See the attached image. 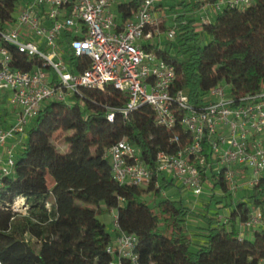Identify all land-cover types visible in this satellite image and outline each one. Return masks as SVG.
I'll return each instance as SVG.
<instances>
[{"label": "trees", "instance_id": "obj_1", "mask_svg": "<svg viewBox=\"0 0 264 264\" xmlns=\"http://www.w3.org/2000/svg\"><path fill=\"white\" fill-rule=\"evenodd\" d=\"M17 3L0 0L1 24L14 20ZM141 6V0L118 6L122 21L131 19ZM202 7L200 0H171L168 6L171 15L178 14L179 35L156 53L175 67L174 90L187 92L195 108L202 107L208 93L220 84L230 86L235 98L260 93L264 0H255L246 10L225 9L196 32L194 16ZM10 51L15 69L30 72L43 67L38 59L12 47ZM66 60L75 75L90 65L89 59L69 52ZM127 102V96L113 88L81 89L70 103L52 101L42 106L26 129L13 175L0 179V263L110 264L113 258L107 250L112 237L99 216L115 211L118 231L137 237L142 264H259L264 257V228L250 239L241 237L238 225L254 210H260L264 224V178L243 202L225 206L230 209L225 221L211 214V203L202 215L182 199L166 196L164 189L175 184L159 182L155 174L144 186L121 185L114 179L107 152L120 141L135 146L142 162L154 171L160 151H176L170 143L173 134L186 138L180 126L175 131L158 126L149 106L125 120L118 111ZM113 110L111 123L107 117ZM57 134L65 135V153L54 144ZM209 177L213 190L220 187L223 196L229 195L222 175L213 169ZM19 199L26 202L25 214L16 211ZM193 218L204 224L197 241L187 228Z\"/></svg>", "mask_w": 264, "mask_h": 264}, {"label": "built area", "instance_id": "obj_2", "mask_svg": "<svg viewBox=\"0 0 264 264\" xmlns=\"http://www.w3.org/2000/svg\"><path fill=\"white\" fill-rule=\"evenodd\" d=\"M254 1L200 0L203 7L196 15L200 24H206L211 12L246 10ZM116 2L18 0L14 20L0 23V93L6 95L15 114L13 125L0 129V179L14 173L16 145L10 146L11 141L25 137L45 103H70L81 89L104 92L113 88L128 98L125 108L118 111L125 120L149 106L158 126L170 131L180 126L186 136L183 141L173 134L170 143L176 151H160L154 171L127 140L112 146L107 158L112 160L113 177L119 184L144 186L155 174L159 182H173L182 192L199 198L207 186L204 175L210 178L214 169L227 182L229 195L240 189L252 191L264 178V85L260 93L235 98L230 86L220 84L208 93L202 107L195 108L187 92L174 90L175 67L156 53L166 42L177 40L178 15L170 16L173 24L168 28L163 0H141V8L131 19L118 22L113 12ZM163 26L168 29L163 31ZM10 47L42 61L43 67L30 72L15 69ZM67 52L89 59V68L75 75ZM107 119L114 122V110ZM112 214L117 237L107 250L113 258L110 264H142L137 237L120 233L117 214ZM240 226L241 237H247L246 231L263 229L260 210H254ZM259 264H264V257Z\"/></svg>", "mask_w": 264, "mask_h": 264}, {"label": "rangeland", "instance_id": "obj_3", "mask_svg": "<svg viewBox=\"0 0 264 264\" xmlns=\"http://www.w3.org/2000/svg\"><path fill=\"white\" fill-rule=\"evenodd\" d=\"M170 4H171L170 1L165 0L166 6H170ZM216 15H217L216 13L213 14V18H215ZM194 17L198 20V22L195 24L196 32H200V30H201V28L199 27L200 17H198L197 15H195ZM172 24H173V19L168 21L167 27L170 28L172 26ZM162 30L164 31V29H162ZM12 114H13V108L10 106L8 100L6 99V95H4V93H0V117H1V119L2 120L7 119L8 117L10 118V116L12 118ZM64 139H65L64 134H57L54 138V144L57 146L58 150L60 152H63V153L68 151V146L64 142L65 141ZM18 145H20V142L18 143ZM16 149L17 150L15 152L17 153L19 149L18 148H16ZM19 151L22 152L23 149H20ZM109 163H112V160H109ZM211 181H212V178H207L205 180V183L207 184V186L204 188L203 195L199 198L194 197L190 192L180 193L177 185H175L171 188H168V189H164V192H165L166 196H170L171 198H175L178 200L182 199L185 205H187L188 207H190L194 211L197 209L195 212L198 214H202V215L204 214V211L206 210V205L208 204V202L212 201V198L214 197V201L212 203L210 212L212 215L220 214V220L224 221L227 219L228 214H229L228 208H226L225 206H229L230 204L232 205V204H238L240 202H243L246 198V195H242L243 193H242V190L240 189L239 191H237V193L234 196H231V195L223 196L221 194L220 187H218L216 189V191H215L216 195H214L212 193ZM150 205L153 206L152 204H150ZM82 206L84 208H88V209H95V207L91 206V205L82 204ZM218 206H221L220 210L218 209ZM25 208H27L26 202L24 203V207L22 209H16V210H20V211H22L23 214H25L27 212V211H25ZM99 220L106 226L107 232L111 235L112 240L114 241L115 238L117 237V233H116V228L114 225V218H113L112 211L110 212V214L107 213V214L100 215ZM193 223H195V224H193ZM196 223H198V225L194 227V225H196ZM200 225H201V227L204 226L202 221L198 218L189 219L187 221V226H188L187 228H188V230H191V232L192 231H200V229L198 227ZM195 238L196 237L193 236V239H195Z\"/></svg>", "mask_w": 264, "mask_h": 264}, {"label": "crops", "instance_id": "obj_4", "mask_svg": "<svg viewBox=\"0 0 264 264\" xmlns=\"http://www.w3.org/2000/svg\"><path fill=\"white\" fill-rule=\"evenodd\" d=\"M130 1H132V0H117V2H116V4L113 6V12L115 13V15L117 16V19H118V22L120 21H122V18H121V16L119 15V13H118V6H120L121 4H126V3H129ZM167 1H170L171 2V0H167ZM162 5L166 8V11H167V14L169 15V18H168V21H170L171 20V18H170V16H171V14L168 12V6H166L165 5V0H163V3H162ZM213 14L214 13H209V19L210 20H212V19H214L213 18ZM199 17V16H198ZM168 21H167V23H168ZM167 25V24H166ZM5 95V94H4ZM7 99V98H6ZM14 119H15V114H14V110H13V114H12V118H11V116H10V118L8 117L7 119H4V120H0V129H3V130H7V129H9L12 125H13V123H14ZM18 142H20V145H18ZM24 143H25V137L24 138H20V139H18V140H13V141H11V145L10 146H15L16 145V148H18L19 150L20 149H23V146H24ZM17 150V149H16ZM216 189L215 190H213L212 189V193L214 194V195H216ZM242 195H246L247 196V194H248V191H246V190H243L242 191ZM232 196V195H231ZM234 196V195H233ZM239 196V195H238ZM211 203V204H210ZM212 203H213V201L211 202H208V204H210V206H212ZM207 204V205H208ZM201 207V206H200ZM220 207L221 206H218V209L220 210ZM202 209V208H201ZM197 210V209H196ZM195 210V211H196ZM203 210V209H202ZM228 213L230 214V209H228ZM110 214V213H109ZM228 214V215H229ZM219 218H220V214H219ZM225 221V220H224ZM193 224H195V223H193ZM241 224V223H240ZM240 224L238 225L239 226V230H240V232H241V226H240ZM198 225V223H196V225H194V227L195 226H197ZM199 228H203L204 226H202L201 227V225L200 226H198ZM189 232L192 234V236H194V237H196L194 240L195 241H197V240H199V238L197 237L198 235H200V234H203V232L202 231H192L191 232V230H189ZM245 234H246V236L248 237V238H252L253 237V234H254V232L253 231H246L245 232Z\"/></svg>", "mask_w": 264, "mask_h": 264}, {"label": "bare ground", "instance_id": "obj_5", "mask_svg": "<svg viewBox=\"0 0 264 264\" xmlns=\"http://www.w3.org/2000/svg\"><path fill=\"white\" fill-rule=\"evenodd\" d=\"M24 203H25V201H24L23 199H19V201L17 202V204H16V207H15V208H17V209H20V208H22V207H23V205H24Z\"/></svg>", "mask_w": 264, "mask_h": 264}]
</instances>
